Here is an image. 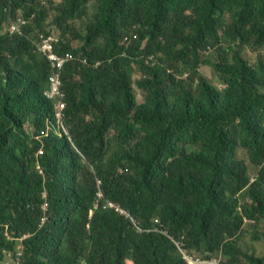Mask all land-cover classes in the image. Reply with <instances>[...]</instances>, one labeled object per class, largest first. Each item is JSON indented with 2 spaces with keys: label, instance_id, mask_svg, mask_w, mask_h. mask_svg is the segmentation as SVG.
<instances>
[{
  "label": "trees",
  "instance_id": "1",
  "mask_svg": "<svg viewBox=\"0 0 264 264\" xmlns=\"http://www.w3.org/2000/svg\"><path fill=\"white\" fill-rule=\"evenodd\" d=\"M261 241L264 0H0V264H264Z\"/></svg>",
  "mask_w": 264,
  "mask_h": 264
},
{
  "label": "built area",
  "instance_id": "2",
  "mask_svg": "<svg viewBox=\"0 0 264 264\" xmlns=\"http://www.w3.org/2000/svg\"><path fill=\"white\" fill-rule=\"evenodd\" d=\"M26 22L25 21H21V24H13L12 25V32H21V28L23 25H25ZM21 25V26H18ZM42 50L44 51V53L46 54L51 67H52V73L51 76L49 78V83H50V89L47 92V96L50 99H57L58 101V112H57V117L59 118V121H61L62 118V111L65 107V104L62 101V97L64 96L61 87H62V82H61V72L65 66V64H67L69 61H71V59L73 58V56L71 54H66L65 56H59L57 54H55L53 52V48L52 45L50 44L49 40H46L44 45L42 46ZM63 129H65L63 127ZM42 153V152H40ZM102 193L99 192L98 193V197L99 199L102 198ZM97 206V204H96ZM115 205L113 203H108L107 207H114Z\"/></svg>",
  "mask_w": 264,
  "mask_h": 264
},
{
  "label": "clouds",
  "instance_id": "3",
  "mask_svg": "<svg viewBox=\"0 0 264 264\" xmlns=\"http://www.w3.org/2000/svg\"><path fill=\"white\" fill-rule=\"evenodd\" d=\"M25 25H27V23L25 24ZM25 25H23L22 26V28L25 26ZM22 28H21V32H12L11 31V33H22ZM46 40H49V42H50V44L52 45V48H53V52L55 53V54H57V55H59V56H65L66 54H71L72 56H73V58L71 59V61H73L74 60V55H73V53H71V52H57V50H56V48H57V44L59 43V40H60V37H59V35H57V34H55V33H49L48 35H42V38H41V41H39V43L37 44V46H38V49H39V51H41L45 56H46V54L44 53V51L42 50V46L44 45V43H45V41ZM47 57V56H46ZM48 59V58H47ZM49 61V60H48ZM71 61H69V62H71ZM68 62V63H69ZM85 63H86V60H85ZM65 66H66V64H65ZM64 66V67H65ZM61 79H62V77H61ZM50 84V83H49ZM63 94H64V96L62 97V101H63V103L65 104V107H64V109H63V111L65 110V108H66V103L64 102V97H65V92H63ZM56 109H57V111H58V104L56 105ZM62 111V112H63ZM62 118H63V115H62ZM97 189H98V192H97V197H98V193L99 192H101L102 193V198H105V194H104V192H103V188H102V180L100 179V178H98L97 179ZM101 198V199H102ZM98 199H99V197H98ZM113 203L115 206L114 207H111V208H116V209H118L121 213H123V214H127V212L123 209V208H120L119 207V205H116V203H114L113 201H109V203ZM155 230H157V231H159V229L157 228V229H155ZM163 233H165V234H167L165 231H162ZM182 249V253H183V255H184V257H185V259L186 260H188L189 262H190V264H217L216 262H213V261H208V260H204V259H201V257H198V258H196V259H194V258H192V257H190V256H188V254H187V252H185L184 251V249L183 248H181Z\"/></svg>",
  "mask_w": 264,
  "mask_h": 264
},
{
  "label": "rangeland",
  "instance_id": "4",
  "mask_svg": "<svg viewBox=\"0 0 264 264\" xmlns=\"http://www.w3.org/2000/svg\"><path fill=\"white\" fill-rule=\"evenodd\" d=\"M203 72L204 74L212 81H214L216 84H218V82L216 81V79L214 78L213 76V72L210 68L208 67H205L203 68ZM138 101L139 102H143V97L142 96H139L138 97ZM250 165V164H249ZM250 173L252 174V177L255 176V174L257 173V170L256 169H252L251 168V171ZM261 245L264 246V242L261 241ZM262 250H264V248H262ZM185 251V250H184ZM186 252V251H185ZM201 259H204L202 256H201ZM204 260H208V261H213V262H216L217 264H221V258L220 257H217L215 256L213 259H204Z\"/></svg>",
  "mask_w": 264,
  "mask_h": 264
}]
</instances>
